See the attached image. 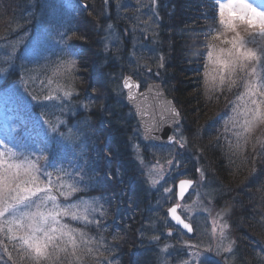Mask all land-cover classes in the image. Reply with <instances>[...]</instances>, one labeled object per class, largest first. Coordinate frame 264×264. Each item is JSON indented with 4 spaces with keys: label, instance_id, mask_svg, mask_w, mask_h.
<instances>
[{
    "label": "trees",
    "instance_id": "obj_1",
    "mask_svg": "<svg viewBox=\"0 0 264 264\" xmlns=\"http://www.w3.org/2000/svg\"><path fill=\"white\" fill-rule=\"evenodd\" d=\"M122 1L72 0L69 8V43L72 59L76 61L73 79L80 91L77 97L83 98L82 104L86 107V119H82V111L75 118L81 132L79 138L85 143V162L76 170L81 182L87 177L93 182L87 193L98 196L100 208L94 220L99 224L91 223L85 231L99 242L90 246L99 247L103 253L98 257L100 264H106L111 256L115 264H134L132 258L140 260L143 255L149 264H154L149 260L153 246L144 245L147 238L142 235L150 201L142 193L145 184L130 156L132 142L136 140L135 135L138 136V125L132 110L111 92V86L104 80L113 71V61L103 62L119 53L116 44L107 51L104 30L113 25L120 33L128 29L131 22L129 17L113 10L115 3L123 5ZM203 1H157L160 21L155 48L160 52L161 61L159 63L157 58L155 64L149 63L148 67L151 72L158 73L153 80L162 84L182 116L179 131L185 140L177 148V158L185 168L183 177L199 181L205 187L213 199V207L222 212L219 213L234 234V264H264V148L257 143V138L264 140V124L248 134L247 144L240 141L241 149L235 147L237 137L234 133L240 129L233 128L230 118L233 102L244 89L240 77L238 85L231 90L210 91L206 85V80L217 74L209 58V51L213 50L209 45L215 47L219 39H213L216 22L205 14L198 17L194 14L196 7L204 5ZM50 3L51 0H0V46L1 42L19 40L26 31H33L34 21L47 15ZM134 13L136 10L127 14ZM124 46L126 52L128 46ZM125 63V73L131 71L126 74L132 75L133 69L126 58ZM16 74V70L10 69L0 90L3 85L15 81ZM134 77L141 83L140 76ZM17 121L29 134L34 133L26 121ZM34 139L41 145L38 134ZM140 142L142 149L145 148L147 144ZM55 145L51 148L41 146L47 154L53 152L51 158L58 160ZM51 158L48 156L39 164L42 167L47 164L55 177ZM70 167L74 165L64 164V169L67 168L64 171L75 177ZM79 188L82 189V184ZM170 227L173 226L170 224ZM0 240L8 246L13 263L22 264L13 247L15 242L2 236ZM0 251L6 253L2 246ZM83 264H97V257L85 256Z\"/></svg>",
    "mask_w": 264,
    "mask_h": 264
},
{
    "label": "rangeland",
    "instance_id": "obj_2",
    "mask_svg": "<svg viewBox=\"0 0 264 264\" xmlns=\"http://www.w3.org/2000/svg\"><path fill=\"white\" fill-rule=\"evenodd\" d=\"M157 1L123 0V5L118 6L115 3L116 7L113 8L115 13L119 12L123 17H129L131 22L127 23L128 29L120 33L113 25H109L104 30L107 51L115 44L119 47L117 57L111 55L103 62V64L106 63L107 59L113 61V71L109 72L104 80L111 86L109 87L111 92L113 91L112 93L123 102H125V96L121 81L127 72H131L125 73L123 69L126 65V63L123 64L125 58L133 69L132 76H140L142 85L145 86L154 81L153 79L158 76L157 72H151L148 67L149 63L155 64L157 58L159 63L161 61L160 52L155 48L158 41L157 26L160 21ZM203 2L204 5L200 4L196 7L194 14L197 17L205 14L211 21L216 22L215 28H220L219 8L216 0H204ZM248 2L255 7L264 8V0H248ZM71 3L72 0H51L46 18L39 16L38 21H34L33 31L24 33L25 38L1 42L0 84L10 69H13V72L16 70L17 77L15 81L3 85V89L0 90V141L4 142L0 144V151H4L7 145L18 152H25L33 160L39 156L48 159V156L51 158L54 153L47 154L41 145L51 148L56 143L58 160L51 158L54 171L66 170L64 164L70 163L74 165L70 169L75 180L78 181V186L82 184V189L73 193L67 200L64 197H58V199L62 204L79 200L95 201V207L98 210L90 217L94 219L100 204L98 196L87 193L92 189L93 182L88 177L81 182L79 171L76 170L85 162V143L84 139L79 138L81 132L77 129L75 118L78 112L82 111V119H86L84 113L86 107L82 104L83 98L77 97L80 91L75 87L73 75L57 73V66L71 59L68 34L70 28L68 24L71 23L68 13ZM201 9L207 12L200 11ZM132 10H136V13L127 14ZM238 31L245 40H248L259 29H249L242 25L239 26ZM233 35L234 33L227 31L219 36V41L212 50V66L216 69L215 56L220 48L229 47L223 41L230 39ZM124 45L128 46L126 52ZM249 47L255 46L250 44ZM139 67H142V70ZM65 91L71 92V95L65 96ZM48 96L52 98L46 99ZM127 117L130 118L131 115ZM17 120L28 123L29 128L34 131L32 136L38 134L41 145L22 128ZM72 120L74 121L71 122ZM36 130H38L37 133ZM137 133L138 136L135 135L136 140L132 142L130 148V156L133 157L136 167L140 169V180L145 184L142 193L150 201L147 209V222L142 226V235L147 238L143 244L153 246L154 252H149V260L154 261V264H234L236 257L234 234L229 226L224 229L226 239L223 240V246L227 247L231 242L232 251H218L217 245L221 244L220 228L227 223L221 215L222 212L219 210L220 214L213 207L210 193L199 184V181H195L190 193L179 203L180 213L191 224L194 234L190 238L189 234L184 231L170 227L167 208L170 204L177 203L174 198L175 185L177 180L183 178L185 172V168L181 166L177 158L179 150L177 148L183 145L184 136L177 130L175 132L177 143L171 146L147 144L142 149L140 130H137ZM42 161L46 160L40 159V164ZM168 161H171V164ZM45 165L41 166L42 170L51 172L47 169L48 165ZM52 173L54 174L53 171ZM52 179L55 181L54 176ZM153 179L157 180V183L153 184ZM145 204L146 207L147 203ZM62 219L71 227L83 230L90 237L85 230L86 226L91 223L85 224L82 221L71 220L70 217ZM209 247L211 251L208 250ZM132 261L134 264L138 262L149 264L148 258L144 255L140 260L132 258ZM13 262L8 254L0 251V264H14ZM115 263L116 260L112 256L106 262V264Z\"/></svg>",
    "mask_w": 264,
    "mask_h": 264
},
{
    "label": "snow or ice",
    "instance_id": "obj_3",
    "mask_svg": "<svg viewBox=\"0 0 264 264\" xmlns=\"http://www.w3.org/2000/svg\"><path fill=\"white\" fill-rule=\"evenodd\" d=\"M216 5L219 8L220 28L213 29V39H218L227 31L234 35L223 41L229 47L218 50L214 61L217 74L206 80V85L210 91L231 90L238 85L237 78L240 77L244 91L233 102L230 122L233 128L240 129L234 135L237 137L235 147L241 149L240 141L247 144L248 134L258 125L264 124V8L255 7L248 0H216ZM242 25L259 31L245 40L238 31ZM250 44L255 47H249ZM209 48L214 49V46L209 45ZM212 56L213 51H209V58ZM75 70L74 59L57 66L58 74L73 75ZM124 86L130 89L129 99H135L131 89L139 85H133L128 78ZM64 95L70 96L71 92L65 91ZM3 143L0 141V144ZM257 143L264 148V140L257 138ZM40 159L47 160V157L33 160L25 152H18L7 145L4 151H0V236L15 242L13 247L19 253L22 264L25 261L27 264H83L84 257L89 255L97 257V264H100L98 257L103 256V253L99 247L94 249L90 246L99 242L62 219L70 217L85 224H99V221L90 218L98 210L95 201L79 200L62 204L58 197L67 200L73 193L80 191L78 181L63 169L56 171L54 181L53 173L42 170ZM168 163L171 164V161ZM152 183H157V180L153 179ZM191 184L190 180L180 182L181 197ZM178 207L170 208L169 214L177 224L191 232V225L177 214ZM227 227L224 224L220 228L221 244L217 245L218 251H232L231 242L227 247L223 246V240L226 239L224 229ZM0 246L9 259H13L3 240H0ZM208 250L211 251V248Z\"/></svg>",
    "mask_w": 264,
    "mask_h": 264
},
{
    "label": "water",
    "instance_id": "obj_4",
    "mask_svg": "<svg viewBox=\"0 0 264 264\" xmlns=\"http://www.w3.org/2000/svg\"><path fill=\"white\" fill-rule=\"evenodd\" d=\"M128 78H130V81L131 83H133V85H139L138 88L133 87L131 89V92L134 94L135 99H129L130 89L125 88L124 86L125 80ZM122 87L125 91L126 103L130 108H132L136 120L138 121V125L142 132L144 142H153L159 145L172 144L174 142L173 131L181 124L182 119L178 108L175 106L173 100L166 95L162 84L159 82H151L141 90L140 83L136 81L132 76L126 75L122 79ZM173 109L175 110V112L173 111ZM175 113H179V115H176ZM181 181L187 180H180L177 183L176 197L179 202L188 194L190 188L194 183L192 180H190L192 181L191 186L186 188L183 197H181L179 188V184ZM173 206L176 205H172L170 208H172ZM178 208L177 214L180 216V214L178 213ZM169 209L167 212L170 220L176 226L180 227L184 232L192 235L193 228L192 231L189 232L187 231V229H184L182 225L177 224V222L172 219L171 215L169 214ZM184 222L188 223L185 220Z\"/></svg>",
    "mask_w": 264,
    "mask_h": 264
},
{
    "label": "bare ground",
    "instance_id": "obj_5",
    "mask_svg": "<svg viewBox=\"0 0 264 264\" xmlns=\"http://www.w3.org/2000/svg\"><path fill=\"white\" fill-rule=\"evenodd\" d=\"M165 91V90H164ZM167 95V94H166ZM168 96V95H167ZM179 113H180V111H179ZM180 116H181V113H180ZM181 119H182V116H181ZM170 222V221H169ZM171 223V222H170ZM171 226H173L172 225V223H171ZM173 228H175V226H173Z\"/></svg>",
    "mask_w": 264,
    "mask_h": 264
}]
</instances>
